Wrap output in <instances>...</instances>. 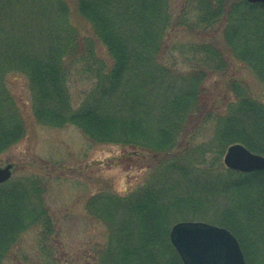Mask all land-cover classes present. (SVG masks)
<instances>
[{"label": "trees", "instance_id": "obj_1", "mask_svg": "<svg viewBox=\"0 0 264 264\" xmlns=\"http://www.w3.org/2000/svg\"><path fill=\"white\" fill-rule=\"evenodd\" d=\"M171 1L0 0V155L25 134L11 90L19 76L38 124L73 126L91 142L145 151L155 161L128 193L98 192L87 200V215L106 234L93 264H182L169 241L181 220L227 228L246 264H264V170L239 173L222 163L232 143L264 156V104L234 80L228 82L234 98L219 112L205 87L228 71L231 55L264 84V4L184 0L174 15ZM216 26L221 48L170 40L180 28ZM76 78L90 84L73 99ZM43 192L37 178L0 185V264L30 229H37L45 254L54 225Z\"/></svg>", "mask_w": 264, "mask_h": 264}, {"label": "rangeland", "instance_id": "obj_2", "mask_svg": "<svg viewBox=\"0 0 264 264\" xmlns=\"http://www.w3.org/2000/svg\"><path fill=\"white\" fill-rule=\"evenodd\" d=\"M183 1H171L174 15L179 13ZM189 16L192 20L195 15L191 12ZM74 23L82 35L90 34L84 21L74 18ZM170 40L174 44L190 45L212 41L223 47L218 26L207 31L180 28L177 33L170 34ZM172 54L178 67L185 69L180 54L177 51ZM231 56L228 71L205 82L207 92L218 99L209 103H213L219 112H223L228 101L234 98L228 89L229 81L241 82L249 94L262 103L264 84L252 68ZM89 84L88 79H74L71 82L73 99ZM11 90L23 114L25 134L0 155V167L12 165L11 180L37 178L42 182V198L54 232L47 240L45 254L38 246L37 229L24 232L6 263L93 264V250L105 242L106 234L103 225L87 215V200L98 192L123 195L141 185L155 169L153 156L125 146L91 142L73 126L52 128L40 125L32 116L24 79L18 76L11 84ZM204 132L209 134L208 129ZM203 138V135L199 136L196 142L204 141Z\"/></svg>", "mask_w": 264, "mask_h": 264}, {"label": "water", "instance_id": "obj_3", "mask_svg": "<svg viewBox=\"0 0 264 264\" xmlns=\"http://www.w3.org/2000/svg\"><path fill=\"white\" fill-rule=\"evenodd\" d=\"M264 4V0H245ZM264 103V92L262 94ZM224 166L231 171L250 173L264 170V156L249 151L240 143L227 147ZM12 165L0 167V184L10 179ZM169 241L182 264H246L236 237L226 228L204 221L185 220L173 224Z\"/></svg>", "mask_w": 264, "mask_h": 264}]
</instances>
